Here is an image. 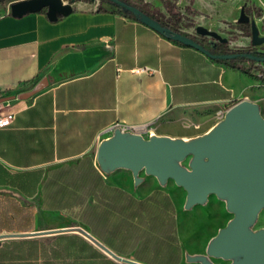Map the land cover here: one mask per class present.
<instances>
[{"label":"crops","instance_id":"crops-1","mask_svg":"<svg viewBox=\"0 0 264 264\" xmlns=\"http://www.w3.org/2000/svg\"><path fill=\"white\" fill-rule=\"evenodd\" d=\"M14 1L0 6V97L29 91L42 79L45 86L3 107L13 119L0 127V234L53 232L1 238L0 264H126L75 227L142 264L184 261L178 201L186 192L152 176L134 186L126 169L104 174L97 145L115 124L193 136L184 127L196 111L217 113L242 99L262 107L259 80L170 40L110 1L74 2L54 20L46 8L13 15ZM142 1L168 15L161 0ZM172 1L181 13L193 11L185 21L250 46L236 23L242 6L254 17L250 2ZM182 30L192 34L195 26ZM144 66L156 72L134 73Z\"/></svg>","mask_w":264,"mask_h":264},{"label":"water","instance_id":"water-1","mask_svg":"<svg viewBox=\"0 0 264 264\" xmlns=\"http://www.w3.org/2000/svg\"><path fill=\"white\" fill-rule=\"evenodd\" d=\"M107 1L133 13L155 31L193 47L212 59L226 61L245 56L264 62V56L249 52L214 54L194 38L171 32L134 5L123 0ZM9 7L13 15L46 8L48 18L54 20L57 13L69 11L72 4L63 0H17ZM236 23H249L252 45L264 44V35L259 34L255 21L245 13L244 6L240 8ZM195 32L198 36L213 39L211 45L227 41L203 25H196ZM44 86L45 80L42 79L29 91L0 97V103L14 98L27 99ZM95 159L104 174L117 169L129 170L134 186L143 182L145 176L154 177L160 186L173 181L186 192L183 203L185 210L205 205L210 195L224 202L225 209L232 217L208 240L203 253L185 251V263L218 264L213 259H222L227 264H264V226L253 228L259 213L264 210V116L258 103L248 99L239 100L228 107L223 116L206 131L190 137L157 133L144 137L115 127L110 135L99 141ZM72 229L89 237L116 260L126 264H142L116 255L82 228ZM46 232L4 233L0 234V239Z\"/></svg>","mask_w":264,"mask_h":264},{"label":"rangeland","instance_id":"rangeland-1","mask_svg":"<svg viewBox=\"0 0 264 264\" xmlns=\"http://www.w3.org/2000/svg\"><path fill=\"white\" fill-rule=\"evenodd\" d=\"M12 0H0V6H4L11 2ZM69 1L71 4L77 1H90V0H63ZM102 1V0H101ZM107 1V0H103ZM130 2H137V0H129ZM252 4L254 9V17L252 18L259 30L260 35H264V16L261 5L259 4L260 0H246ZM113 8H117L126 12L122 7L109 2ZM193 27L195 24H191ZM188 22L185 21L182 29L188 27ZM220 34V33H219ZM192 35L196 36L195 31H192ZM251 35V31H250ZM221 37L227 39V48L232 51H260L264 52V44L254 46L250 44V46H237V40L230 36H225L220 34ZM250 37V36H249ZM209 42L212 40L211 38H206ZM234 59L226 60V62L233 64ZM247 63V61L245 62ZM259 90L264 89V83L259 81ZM264 97V96H263ZM261 114L264 116V105L261 107ZM195 120L192 121L185 128L186 132L191 133L193 135L200 134L206 131L210 126H212L216 121L220 118L214 110H202L201 112L196 111ZM197 119V120H196ZM155 128V127H154ZM158 132V129H155ZM184 202V196H182L179 201V214L181 216L180 221V235H181V250H186L189 253H203L205 250V246L208 240L214 236L217 230L224 226L226 222L232 217V214L229 213L224 206V202L217 199L214 195H210L207 203L205 205H196L190 210H184L182 208ZM41 222L43 223L42 217H39ZM50 220L53 222L59 221L58 217H50ZM61 221L60 223H62ZM41 223V224H42ZM264 226V210L259 213L258 219L254 224L253 228H259ZM215 263L218 264H227V261L222 259H213ZM179 264H198V263H185L183 260Z\"/></svg>","mask_w":264,"mask_h":264},{"label":"trees","instance_id":"trees-1","mask_svg":"<svg viewBox=\"0 0 264 264\" xmlns=\"http://www.w3.org/2000/svg\"><path fill=\"white\" fill-rule=\"evenodd\" d=\"M123 1L131 5H134L141 12L151 16L153 19L160 22L163 26H166L171 32H180L182 34H185L187 36L194 38L195 40L199 41L201 44H203L207 49H209L214 54L233 53V52H249L253 55L264 56V52H260L256 50L255 51H252V50L251 51L250 50L232 51L227 48V42H224V43L216 42V45L214 47H211L210 44L206 42V37H198V36H195V35H192V34H189L183 31L182 26L184 25L185 20H186L185 13L187 12L191 13L193 11L190 8H187L185 9V13H181L176 7L175 2L172 0H161L168 14L167 16H165L163 13L154 12V11L149 10L148 4L143 3L142 0H137V2H130L129 0H123ZM40 10L43 11L45 10V8H42ZM126 14L130 17H133L139 20V18L131 12L126 11ZM187 22H188V25L192 24L190 20ZM237 26H238V29H240L243 34L250 36L251 28H250L249 23H237ZM167 37L170 40H172L170 36H167ZM174 42L181 44L177 41H174ZM233 59H234L233 61L234 68L241 69L245 73L255 76L259 81L264 83V62H257L245 56H240V57H236ZM215 60L219 62H226L225 60H220V59H215ZM246 61L247 63H245Z\"/></svg>","mask_w":264,"mask_h":264},{"label":"built area","instance_id":"built-area-1","mask_svg":"<svg viewBox=\"0 0 264 264\" xmlns=\"http://www.w3.org/2000/svg\"><path fill=\"white\" fill-rule=\"evenodd\" d=\"M263 16H264V12H263ZM133 71L136 74H141V73L152 74L156 72V69H154L153 67L144 66V67L135 68ZM8 103L9 101L0 103V127H5L12 122L13 113L11 111H5L3 108L4 105H8ZM225 111L226 110H219L217 112L219 118L223 116ZM115 127H119L121 130H128L134 133L141 134L144 137H148L149 134L155 133L154 126L150 124H133V125L115 124L112 127H110L109 131L111 132Z\"/></svg>","mask_w":264,"mask_h":264},{"label":"flooded vegetation","instance_id":"flooded-vegetation-1","mask_svg":"<svg viewBox=\"0 0 264 264\" xmlns=\"http://www.w3.org/2000/svg\"><path fill=\"white\" fill-rule=\"evenodd\" d=\"M206 42L208 43V41L206 40ZM209 44V43H208Z\"/></svg>","mask_w":264,"mask_h":264}]
</instances>
